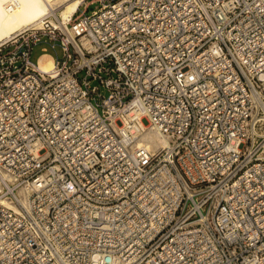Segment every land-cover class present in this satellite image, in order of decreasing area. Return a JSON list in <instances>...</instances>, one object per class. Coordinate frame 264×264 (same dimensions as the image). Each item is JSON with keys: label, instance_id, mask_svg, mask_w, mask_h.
Masks as SVG:
<instances>
[{"label": "built area", "instance_id": "2783aa9c", "mask_svg": "<svg viewBox=\"0 0 264 264\" xmlns=\"http://www.w3.org/2000/svg\"><path fill=\"white\" fill-rule=\"evenodd\" d=\"M59 20L0 43V264H264V0Z\"/></svg>", "mask_w": 264, "mask_h": 264}, {"label": "bare ground", "instance_id": "6f19581e", "mask_svg": "<svg viewBox=\"0 0 264 264\" xmlns=\"http://www.w3.org/2000/svg\"><path fill=\"white\" fill-rule=\"evenodd\" d=\"M84 0H0V40L7 41L20 31L29 27H40L42 20L48 12L59 11L63 6L64 10L59 13V22L56 24L62 28L67 26V22ZM63 18H61V16ZM71 15L67 22L65 18ZM69 28V27H68ZM3 43V42H2ZM38 67L45 72H49L54 67V58L50 53H43L39 59ZM143 142L150 150H156L167 146V139L155 129H149L142 134ZM118 262V261H117ZM94 264H100L98 256L94 259ZM102 264H108L107 257L103 258Z\"/></svg>", "mask_w": 264, "mask_h": 264}, {"label": "rangeland", "instance_id": "374dc122", "mask_svg": "<svg viewBox=\"0 0 264 264\" xmlns=\"http://www.w3.org/2000/svg\"><path fill=\"white\" fill-rule=\"evenodd\" d=\"M94 8H95V5L90 6V8L88 9V12H91ZM63 10H64V7L61 6L60 9H59V13L61 14ZM70 16L71 15L67 16L65 18V21L64 22H67V20H68V18ZM61 18H62V16H61ZM62 20H63V18H62ZM2 42H4V40H0V43H2ZM43 45H47L48 46V49H49V52L50 53H52L55 56L61 57L62 50H61L60 46L57 45L55 48H51V45L48 44L47 42H40L38 45L35 46V48L33 50L32 59L34 61H36V59L38 58V56L42 53V46Z\"/></svg>", "mask_w": 264, "mask_h": 264}, {"label": "crops", "instance_id": "0c3cea01", "mask_svg": "<svg viewBox=\"0 0 264 264\" xmlns=\"http://www.w3.org/2000/svg\"><path fill=\"white\" fill-rule=\"evenodd\" d=\"M45 53H50V52H45ZM52 56H53V58H54V55L52 54V53H50Z\"/></svg>", "mask_w": 264, "mask_h": 264}]
</instances>
